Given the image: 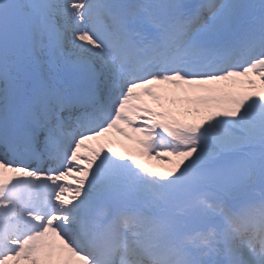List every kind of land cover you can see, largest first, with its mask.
<instances>
[{
    "label": "snow or ice",
    "instance_id": "1",
    "mask_svg": "<svg viewBox=\"0 0 264 264\" xmlns=\"http://www.w3.org/2000/svg\"><path fill=\"white\" fill-rule=\"evenodd\" d=\"M0 264H264V0H0Z\"/></svg>",
    "mask_w": 264,
    "mask_h": 264
},
{
    "label": "rangeland",
    "instance_id": "2",
    "mask_svg": "<svg viewBox=\"0 0 264 264\" xmlns=\"http://www.w3.org/2000/svg\"><path fill=\"white\" fill-rule=\"evenodd\" d=\"M113 135H116L115 133H113ZM116 138L119 139L122 143H124L125 145H129L131 146L132 142L130 141H127L124 137H120L118 135H116ZM151 162H153L156 167L158 168H166V167H169V165H167L165 162L163 161H156V160H152Z\"/></svg>",
    "mask_w": 264,
    "mask_h": 264
}]
</instances>
